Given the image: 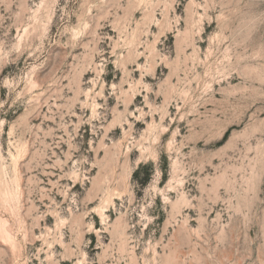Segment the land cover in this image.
Wrapping results in <instances>:
<instances>
[{
  "label": "rangeland",
  "instance_id": "obj_1",
  "mask_svg": "<svg viewBox=\"0 0 264 264\" xmlns=\"http://www.w3.org/2000/svg\"><path fill=\"white\" fill-rule=\"evenodd\" d=\"M0 264H264V0H0Z\"/></svg>",
  "mask_w": 264,
  "mask_h": 264
}]
</instances>
